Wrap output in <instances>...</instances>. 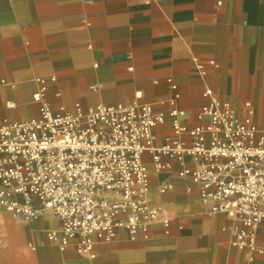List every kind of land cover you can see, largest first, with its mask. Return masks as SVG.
I'll return each mask as SVG.
<instances>
[{
    "label": "crops",
    "instance_id": "0c3cea01",
    "mask_svg": "<svg viewBox=\"0 0 264 264\" xmlns=\"http://www.w3.org/2000/svg\"><path fill=\"white\" fill-rule=\"evenodd\" d=\"M39 78L48 81L45 100L54 112L74 103L84 110L154 106L165 115L154 129L156 146L172 136V109L193 128L211 99L239 118L249 104L260 126L264 0H0V123L39 116L31 99ZM142 161L148 199L168 219L166 231L151 226L148 238L130 241L119 229L112 241L94 245L91 258L73 243L62 250L48 241L59 229L51 213L26 220L0 208V264H264V254L231 245L233 222L211 212L198 186L179 177V161L164 157L162 170L147 153ZM263 237L264 228L259 245Z\"/></svg>",
    "mask_w": 264,
    "mask_h": 264
},
{
    "label": "built area",
    "instance_id": "2783aa9c",
    "mask_svg": "<svg viewBox=\"0 0 264 264\" xmlns=\"http://www.w3.org/2000/svg\"><path fill=\"white\" fill-rule=\"evenodd\" d=\"M47 82L37 79L31 98L39 105L38 117L0 123V207L26 220L51 213L59 229L47 233L48 241L62 250L73 243L91 258L94 245L112 241L119 229L130 241L146 239L151 226L166 231L169 225L148 199L149 173L142 161L147 153L158 170L166 168L164 157L182 164L179 177L198 186L211 212L233 222V247L264 254V242H257L264 228V122H253L249 104L239 118L228 103L211 99L193 128L182 125L183 113L172 109V136L156 146L154 129L165 115L154 106L84 110L74 103L54 112L45 100ZM187 158L191 165L184 164Z\"/></svg>",
    "mask_w": 264,
    "mask_h": 264
},
{
    "label": "rangeland",
    "instance_id": "374dc122",
    "mask_svg": "<svg viewBox=\"0 0 264 264\" xmlns=\"http://www.w3.org/2000/svg\"><path fill=\"white\" fill-rule=\"evenodd\" d=\"M0 208H2V207H0ZM4 209V208H3Z\"/></svg>",
    "mask_w": 264,
    "mask_h": 264
}]
</instances>
